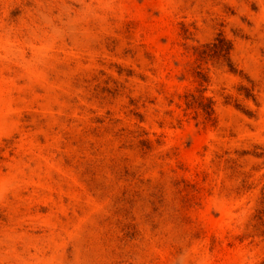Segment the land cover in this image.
<instances>
[{
  "label": "rangeland",
  "instance_id": "rangeland-1",
  "mask_svg": "<svg viewBox=\"0 0 264 264\" xmlns=\"http://www.w3.org/2000/svg\"><path fill=\"white\" fill-rule=\"evenodd\" d=\"M0 264H264V0H0Z\"/></svg>",
  "mask_w": 264,
  "mask_h": 264
}]
</instances>
